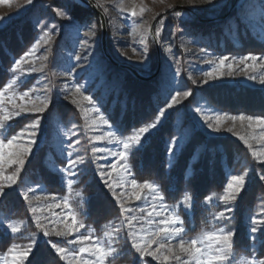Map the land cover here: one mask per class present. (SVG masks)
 Listing matches in <instances>:
<instances>
[{
	"label": "trees",
	"instance_id": "1",
	"mask_svg": "<svg viewBox=\"0 0 264 264\" xmlns=\"http://www.w3.org/2000/svg\"><path fill=\"white\" fill-rule=\"evenodd\" d=\"M46 5L47 8H43ZM46 5L44 2L41 10H29L24 16L11 21L7 27L0 30V88L13 78L9 69L14 61L28 51L39 38L41 23L48 17L56 19L51 9L61 8L67 11L70 22L76 26H83L94 18L99 23L96 16L74 0H54ZM233 5L197 12L202 20L222 17L221 21L201 23L186 11H180L185 18L171 14L164 19L167 26L185 29L186 35L197 46L213 55L264 56V13L261 0H238L236 7L231 10ZM64 43L68 45L67 42ZM108 49L112 57L118 60L109 42ZM53 58L54 54L51 66L60 62L55 60L53 64ZM149 59V74L145 76H153L157 70L158 57L154 42L150 43ZM103 61L104 83L97 93V99L101 102V110L109 122L115 128L123 130L124 135H129L133 127L139 128L150 123L158 115V108L164 107L169 101L164 73L161 71L151 81H141L128 70L112 65L105 58ZM140 72L144 74L143 71ZM190 90L192 95L182 109L184 118L181 130L194 126L188 111L196 106L198 100L219 113L232 116H264V89L224 84L202 88L190 86ZM179 112L177 109L170 113L160 128L148 135L144 147L130 154L129 164L133 177L139 183L149 181L158 185L169 204H177L185 196H190V212L184 213V225L188 229L187 236H194L209 229L210 219L220 210V206L215 203L206 204L205 198L213 196V200L219 202L215 197L223 194L230 177L248 172V184L235 201L231 219L227 223L230 221V227L235 230L233 252L236 257L264 258V244L257 242L253 250L248 239L251 217L259 214L264 216V181L259 180L264 166L254 160L251 151L240 141L233 138L208 137L196 128L176 157L171 160L168 148L170 141L176 140L179 135ZM50 114L59 116L64 125H69L74 119L80 121L76 110L64 103L53 104ZM31 120L27 117L12 122L4 135L11 138V135L19 132ZM60 166L62 162L56 157L54 147L49 143L40 144L35 154L26 161L19 185L30 182L48 194L66 197L69 195L67 179L55 171V167ZM88 166L92 168L93 163ZM93 172L94 169H89L88 173L78 175V180L72 187V195L79 218L86 224L87 229L101 236L107 230L109 221L116 223L120 221L121 216L118 204ZM18 188L19 186L16 190L7 192L0 202V221L29 218L26 202L21 198ZM33 229L34 227L29 225L25 232ZM258 237L264 239V235L258 234ZM22 241V237L8 234L5 227L0 225L1 254L12 243L19 244ZM122 250L123 255L112 260V264H138L130 246H124ZM34 251L36 260L33 264H64L46 241L39 242ZM29 258L31 259V256ZM145 260L149 264H155L151 260Z\"/></svg>",
	"mask_w": 264,
	"mask_h": 264
},
{
	"label": "snow or ice",
	"instance_id": "2",
	"mask_svg": "<svg viewBox=\"0 0 264 264\" xmlns=\"http://www.w3.org/2000/svg\"><path fill=\"white\" fill-rule=\"evenodd\" d=\"M211 2V0H209ZM33 0H25V5H31ZM262 13H264V0H261ZM91 7L102 8L105 14L108 13L109 9L104 6L101 0H96L95 5L89 4ZM171 7V6H169ZM56 15L62 19H70L67 11L61 8L54 9ZM121 12L126 10L121 6ZM144 9L141 8L137 11L135 8L127 11L126 18H139L142 16ZM19 12L17 13V15ZM176 17H180L182 13L180 11H174ZM5 18L0 17V21ZM8 19H11L9 17ZM165 19L161 18L158 21L157 26L154 29V38L157 42L161 37L164 30ZM103 27V25H101ZM142 27L141 24H137L133 20V27L130 35L137 32V30ZM152 26L149 25V30ZM58 33L57 25L52 24L48 26L47 30L44 31L43 36L36 39L32 47L26 51L19 59H16L12 64L9 71L11 72L13 78L9 80L2 88H0V130H4L10 127L9 121L13 120L14 117L21 116L22 113H38L40 115L35 116L34 119L27 125H25L19 132L11 135L8 138L4 135L0 138V198L6 196V188H11L17 183L19 175L25 166L27 158L32 155L34 146L38 144V138L41 134V120L43 119V114L48 110L51 104V96L49 93L51 89L45 87L44 94L40 95L37 93L35 87L28 89L27 91L17 93L15 91V86L17 82L21 79L23 75H30L32 72L37 71L34 67H31L29 61L30 58L35 56L39 51L40 47L43 45L50 44L53 33ZM175 36V33H172ZM96 36L95 25L89 27L88 32L85 33L86 39L81 41V45H86L85 53H77L75 55L76 64L67 70V75L70 81H66L63 85V89L66 94L82 97L83 101H86L88 106H90L91 112L94 114L91 119L93 120V125L89 126V130H94L99 128L100 125L107 126L108 131L103 135H96L89 137V142L92 141H103L107 140L109 144L115 145V150L113 148H100L96 147L95 144L91 147V152L93 154V159H103L105 157H97V153H108V155L115 158V162L109 163L107 165L97 164V171L100 179L103 181L104 185L108 188L112 197L115 199L116 203L119 205L120 220L119 226L109 221L106 227H111V232L105 231L103 237L97 236L93 239L92 232L87 229L86 224L82 220L77 219V213L69 205L67 197L57 198L53 197L51 204L54 207L62 208L65 211V216L60 218V223L64 224L63 230H57L55 227L49 229L42 222L41 217L37 214V208L29 203V210L32 212L33 220L35 221L36 227L39 232L43 233L42 237L48 238L46 243L50 245L56 255L59 257L60 261L64 264H112L117 256L120 255L122 249L117 247L119 244L122 233L125 241H131V248L138 253V264H149L145 260L146 257H151L153 261L159 262V264H232L233 258V244L235 230L227 227H218L211 231H205L202 235L186 238L187 232L184 226V220L181 218L180 214L176 210V206H170L164 203V195L161 192L158 185L153 182L144 181L139 183L134 177L130 181L125 180L121 183L117 178L118 176H132L131 165L129 164V155L133 150H140L144 147L147 142V137L153 129H156L158 125L162 123V118H166L167 111L172 109L175 105L181 103L179 97L187 99L192 95L191 91H180L175 90V94L169 92L170 102H167L164 107L158 108V115L150 122L146 123L139 128L133 127L131 129V134L124 135L123 130L117 128L115 131L112 130V124H110L109 119L101 112V108L97 106V101L93 99L92 95H85V86L80 84L76 79V69L82 68L83 64L81 61H86L92 53L93 49V38ZM141 42L144 44V48L141 53L142 60L148 58V45L147 42L143 40ZM48 51V49H46ZM135 52L136 49L134 48ZM171 54V49L167 50ZM199 52L203 55H207L204 48L199 49ZM47 55L44 56L46 60ZM215 60L207 61L208 63L215 64L213 71H205L203 73L206 79L203 83H207L208 79H216L224 75L232 76L234 72L233 63L238 65H244V68H255L258 66L264 69V56L257 57L256 55H246L241 57H232L231 62L227 63L230 58L228 56H220ZM246 61H251V63H246ZM257 61H260L257 64ZM177 63H179L177 61ZM27 66V68L25 67ZM225 67L228 68V72L222 71ZM56 75V73H53ZM179 69L173 73V79L175 76H179ZM247 75V73H246ZM249 80L259 79V82L264 85V73L257 75H248ZM194 84L197 81H192ZM35 95V99L33 96ZM21 102L26 100L31 103V107L23 106V103H15L16 99ZM39 101L37 103L36 101ZM73 104H78L76 99L72 100ZM11 104L12 107L8 108ZM7 109V110H6ZM81 112L85 114V119H90L87 115L89 108L81 106ZM197 113L203 116V111L200 107L195 109ZM227 117L231 121L235 122L239 120L240 122L247 121L248 127L252 129H259V135L255 134L252 139H257L261 147L259 150L253 149L251 143H249V138L246 136H239V139L247 146L251 151V155L258 164L264 166V116H251V115H238L229 116L228 114L221 115L217 113L214 117L204 116V125L207 129L219 132L221 122ZM100 124L97 125L96 121ZM214 121V122H213ZM75 128L76 126L73 125ZM232 128L229 127L227 131L232 132ZM117 132L121 134L118 135ZM77 133L73 131L72 136ZM70 138V137H69ZM79 139L72 141L66 145L65 151L67 155V166L61 171L65 176L73 177L77 175V171L80 165L85 164V158L80 155H76L73 158L76 150V145L80 144ZM63 146V141H61ZM178 142L175 139L170 141L168 148L169 153H173L175 146ZM13 168L14 170L5 174L6 169ZM116 174V175H113ZM248 172H244L240 175H232L227 182V185L223 191L222 195L215 197L219 201H222L226 206L232 204L240 196L241 192L245 189L247 182ZM259 180L264 181V172L259 174ZM113 181L115 183H113ZM130 182L132 191L130 193H125L124 191L118 193L117 188L125 189V185ZM73 181L68 180V184L71 185ZM29 189L28 191H21L25 201L29 200ZM127 194L130 199L140 201L142 199H148L151 197L152 203L149 205L150 211H146L145 207H126L124 200V195ZM213 196H208L205 198V203H210L213 200ZM35 199L39 200L40 197L36 196ZM59 200V202H57ZM191 197L185 196L181 201L185 207L190 206ZM232 209L230 207H225L224 211L214 213L212 219L214 222H223L230 220V213ZM56 213H51V217H56ZM70 218V222H67ZM19 223H8L5 231H11L13 235L21 231ZM147 225V227H145ZM139 226V227H138ZM81 229H85L84 232ZM258 234L264 235V218L257 219L253 216L250 219V227L248 239L251 242V247L253 250L256 248L257 242L264 244V239H260ZM39 233L33 234V239L27 246L19 245L17 243H12L7 247L3 255H0V261L3 264H33L36 260V255L34 249L38 247L37 238ZM57 237L59 239L53 241L51 237ZM69 237H72L69 239ZM172 241H177L173 244ZM155 245V248H153ZM31 256V259L29 258ZM39 264V262H37ZM249 264H264V258L257 259L255 256L249 261Z\"/></svg>",
	"mask_w": 264,
	"mask_h": 264
},
{
	"label": "rangeland",
	"instance_id": "3",
	"mask_svg": "<svg viewBox=\"0 0 264 264\" xmlns=\"http://www.w3.org/2000/svg\"><path fill=\"white\" fill-rule=\"evenodd\" d=\"M52 1L54 0H33V3L31 5H25V0H0V17L5 18L3 21H0V30L7 27V25L11 21L24 16L29 10L33 8H35V10H38V9L41 10V6L43 7L44 2L46 5ZM74 1L77 2L78 0H74ZM234 1L236 2V0H211V2H209V0H101V2L104 3V6L109 9L108 13L105 14L103 12V9L100 8V10L104 13L106 17V22H107V32H108L107 48H108V42H109L112 46V52L115 54V56H117L118 60H115L113 57L112 58L116 62H118L120 65L132 67L139 72L141 70L144 73L143 75H148L149 66H150V59H149L150 43L154 42V40L150 37L149 25L152 26L153 22L158 16H160L164 12L176 6L188 8L192 12L197 14V12L217 10V9L223 8L225 5H228V4H230L231 6L234 3L235 5ZM90 2L96 4V0H90ZM234 5L232 7L235 8L236 6ZM121 6L126 10L125 12L120 11ZM43 8H47V5ZM133 8H135L137 11L143 8L144 12L142 16L139 18L127 19L126 18L127 11ZM51 11H54V9H51ZM177 11H186V10H177ZM18 12L19 14L17 15ZM188 13L192 17H194L192 13L190 12ZM54 14L56 15L55 11H54ZM171 14H174V12L168 15H171ZM166 16L162 18H165ZM9 17H11V19H8ZM180 18H185V15H181ZM133 20H135L137 24H141L142 27H140L136 33L130 35L129 33H131L132 27H133ZM158 21L155 24V27L157 26ZM52 24L57 25L58 33L54 32L50 44L48 45L42 44V46L40 47L39 51L35 54V56L30 58L29 63L31 67H34L37 71L32 72L30 75H23L21 79L17 82L15 86V91L19 93V92L27 91L28 89L35 87L37 90V93L40 95H43L45 87H48L51 89V92L49 93V95L51 96V104L49 105L48 110H46V112L43 114V119L41 120L42 131L38 138V144L37 146H34L33 153L27 158V160H29L35 154V152L37 151L38 145L43 144V143H49L56 150V157H58V159H60V161L62 162V166L55 167L56 168L55 171H58L63 176H65V174L61 170L67 166V155L65 151L66 145L77 139L81 141L80 144L76 145L77 151L74 153L73 158H75L76 155H80L85 158L86 162L85 164L79 166L76 176H73V177L65 176L67 179V183L69 179L73 181L71 185L67 184L69 195L66 197L68 198L70 207L76 211L77 219L81 220L79 218L78 208H76V203L74 202V197L72 195V187L77 182L78 175H80L81 173H88L89 169L91 171L94 169L93 173L96 175L97 178L100 179L98 171H97V164L107 165L109 163L115 162V158L108 155V153H97L96 154L97 157H105V158L94 160L93 154L91 152V147L93 146V144H95L96 147L113 148V150H115V145L109 144L107 140L89 142V137L96 136V135H103L106 131H108V128L107 126L100 125L99 128H96L94 130H89V126L93 125V120L91 119V117L94 116V114L90 110V106H88L86 101L82 100V97L79 96V94H77L75 97L72 95L66 94V92L63 89V85L66 81H70V78L67 75V70L75 66V64L77 63L75 60V55L77 53H80V54L85 53V49L87 46L81 45V41L86 39L85 33L88 32L89 27H91L92 25H95L96 36L93 38V41H92L93 43L92 53L91 55H89L86 61H81V63L83 64V67L76 69V79L78 80L80 84L85 86L84 94L92 95L93 99L97 101V106L101 108V102L97 99V93L99 92L100 88H102L103 86L102 84L104 83L103 73H104L105 63L103 60L104 58L105 59L107 58L105 57L103 48H102V28H101L100 21L98 23L97 21H95V18H94V19L88 20V22H86L85 25L83 26H76L75 23H71L69 19H62L61 17L57 15H56V19L55 17L54 18L48 17L47 20L41 23V26H40L41 34L39 35V37L43 36L44 31H46L48 26ZM172 33H175V36H173ZM142 36H143V40L146 41L148 45V58L145 60H142L141 58V53L144 48V44L141 42ZM64 42H67L68 45H66ZM157 43L160 49V59L162 62L161 71H163L164 73L163 74L165 77L164 83L167 86L168 94L169 92H171V94H175L174 89L180 90V91H188L190 90V86L202 88V87H211V86H218V85H224V84H227L229 86L241 85V86H246V87L253 88V89H264V85H262L259 82L258 78L256 80H249L247 78L248 75H257L258 77L260 74L264 73V69H261L258 66L255 68V70H253L252 68L245 69L244 65H238L235 62L233 63L234 72L232 76L224 75L216 79H208L207 83H203V81L206 79L203 73L205 71H213L215 67V64L208 63L207 61L215 60L216 63H218V60L216 58L220 56L213 55L209 53L208 51H206L207 52L206 56L201 54L199 52V49L201 48L197 46L186 35L185 29L183 28L178 29V28H175L174 26H167V21H165L164 30L160 37V42H157ZM155 47H156V44H155ZM134 48L136 49L135 52L133 51ZM46 49H48V51H46ZM168 49H171V54L168 53L167 51ZM53 54H54L53 64L55 60H60V62L57 63L56 65L51 66V62H52L51 60H52ZM45 55H47L48 57L46 60L44 59ZM157 57H158V64H159L158 50H157ZM229 58L230 60L225 62L226 65L227 63L231 62L232 57H229ZM177 61L179 63H177ZM246 63L250 64L251 61H246ZM259 63L260 61H257V64ZM25 67L27 68V66ZM177 69H179L180 75L175 76V78L173 79V73H175ZM222 71L227 73L228 68L225 67L224 69H222ZM53 73H56V75H53ZM193 80L197 81V83L194 84L192 82ZM190 97L191 95L187 99H184L183 97H179L178 99H180L181 103L175 105L172 109H169L166 114V118H167V116L173 111L177 109L180 110L178 121H177V129L179 130V135L176 138V141L178 142V144L177 146H175L174 152L170 154L171 160H173L176 157V155L180 151L185 141L189 138V136L193 132L194 128H196L197 130H200L201 132L206 134L208 137L233 138L237 141H240L242 144L244 143L243 141L239 139V136H246L249 138V143L252 144L253 149H256V150L260 149L261 145L258 142V140L252 139V136L254 134L256 136L259 135V129L249 128L247 121H244L243 123L240 122L239 120L233 122L227 117H225V119L221 122L219 132H214V131L207 129V127L204 125L203 117L204 116L214 117L219 112H215L209 109L203 103L199 102V100L196 103V106L194 108H191L188 111L189 114L191 115V118L193 119L194 126L191 125L186 130H181L180 129L181 122L184 118L182 109ZM33 99H35V95L33 96ZM73 99H76L78 101V104H73L72 103ZM36 102L39 103L38 100ZM168 102H170V98ZM15 103H23V106L31 107V103H29L27 100L25 102H21L19 101L18 97ZM63 103L68 104L70 107L76 110V112L78 113L80 117L79 119L80 121H77L76 119H74L72 120V122H70L69 125H64L62 119H60L59 116H57L56 114H53L52 116L50 114V109L53 104H63ZM81 106L85 108H89L87 115L90 119L88 120L85 119V114L81 112L80 110ZM11 107L12 105L9 104L8 108H11ZM197 107H200L202 109L203 116L200 113H197L195 111ZM220 114L223 115L225 113H220ZM37 115H40V114L22 113L21 116L14 117L13 120L8 122V124L10 125L12 124V122L16 120H21L27 117L34 119L35 116ZM229 116H232V115H229ZM166 118H162V123L158 125L156 129H153L151 133L158 130ZM96 124L99 125L100 122L97 120ZM73 125H75L76 127L74 128ZM229 127L233 129L232 132L227 131ZM7 129L8 128L4 130H0V138L4 136ZM116 129L117 128H115L114 126L112 127V130L115 131ZM73 131L77 133L75 136L71 135ZM117 134L120 135L121 133L117 132ZM61 141H63V146L61 144ZM129 158H130V155H129ZM91 162L93 163L92 168L88 166V164ZM5 169H6L5 174H9L14 170V166L13 168H8V166L5 165ZM20 175L17 180V183L13 185L11 188H6L5 191L7 193L9 191L16 190L17 187L19 186L18 189L21 195L22 190L28 191L29 189H31V191H29V200L25 201L28 211H29V218L25 220L24 219H18V220L17 219L16 220L15 219H11V220L2 219L0 221V225L6 228L8 223L22 222V223H19V226L21 229L19 233L13 235L10 230L7 231V233L13 236H16V237H22L23 241L19 243V245L27 246L28 244L31 243L34 233H39V236L37 238V244L41 241H46L48 239V238H39L43 236V233L39 232V230L36 227L35 221L32 218L33 214L29 210V203L32 206L37 208V214L41 217L42 222H44L45 226L48 227L49 229L55 227L57 230H63L64 224L60 223V218L64 217L66 213L64 210H62V208L54 207L51 204V201L54 196L57 198H63L62 196L48 194L47 192L43 191L44 189H41L40 187L35 186L34 184H31L30 182H24L23 185L22 184L19 185ZM113 175H116V174H113ZM132 177H133V174L132 176L123 175V176H118L117 178L120 180L121 183H124L125 180L130 181ZM101 182L104 185L102 180ZM113 183L115 182L113 181ZM247 184H248V177H247L245 188ZM104 187L108 190V188L105 185ZM116 191L118 193L122 191H124L125 193H130L132 191L130 182L125 185V189L122 190L120 188H117ZM109 194L111 195L110 192ZM36 196H39L40 199L39 200L35 199ZM21 198L24 199L22 195H21ZM2 199L3 197L0 198V202L2 201ZM124 200L126 203V207H136V208L145 207L146 211L151 210V208L149 207V205L152 203L151 197H148V199L146 200L142 199L140 201H136L134 199H130L128 195L125 194ZM57 202H59V200ZM164 203L170 206H176V210L180 214L183 220H184V213L190 212L191 205L188 207H185V205L182 204L181 202L177 204H169L165 201V199H164ZM210 203H215L217 204L216 206H220V210H217V212H220V211H224L225 207H230L233 210L235 201L232 204L227 205V206L222 201L217 202L215 200H212ZM53 212L57 214V216L54 218L51 217V213ZM231 212L227 213V215L230 217H231ZM255 217H257V219L264 218V216L260 214L256 215ZM210 220H211V226L209 227V229L204 230L200 234H197L194 236L186 235V238L202 235L205 231H211L218 227H227V228L232 229L230 227V221L227 223V221L214 222L213 219H210ZM67 222H70V218ZM114 224L119 226L120 221ZM29 225H32L34 229L30 232H25ZM145 227H147V225H145ZM185 229H186V232H188V229L186 227ZM88 230L92 232L93 239H95V237H97V234H95L90 229ZM81 231L84 232L85 229H81ZM106 231L111 232V227L109 226ZM100 237H103V235H101ZM71 238L72 237H69V239ZM51 239L54 241L59 238L53 236L51 237ZM172 243L175 244L177 243V241H172ZM116 246L121 249L124 246H130L131 248V241L130 240L125 241V239L123 238V233H122V238L119 244ZM153 248H155V245H153ZM131 250L134 252L137 258L138 253H135V250L132 248ZM123 252L124 251L122 250L120 255L117 256L116 258L121 257L123 255ZM0 255H3V254L0 253ZM146 259L153 261L151 257H146ZM251 259L252 258L236 257L233 252L232 264H249V261ZM153 263L159 264V262L157 261H153ZM0 264H3V261H0Z\"/></svg>",
	"mask_w": 264,
	"mask_h": 264
},
{
	"label": "water",
	"instance_id": "4",
	"mask_svg": "<svg viewBox=\"0 0 264 264\" xmlns=\"http://www.w3.org/2000/svg\"><path fill=\"white\" fill-rule=\"evenodd\" d=\"M77 2L81 6H83L87 10H89L94 16H96L99 19L101 25H103V27H101L102 28V48H103L104 55L109 60V62L112 65H114V66H116L118 68L128 70L129 72H131V74L135 78H137L138 80H141V81H151V80L155 79L158 76V74L160 73V71H161V64H162V62H161V59H160V49H159V46H158L157 41L154 38V27H155V24L157 23V21L160 18H162V17H164V16H166V15H168L170 13H173L174 11H177V10H186V11L192 13L194 15L195 19L198 20L201 23H211V22L221 21L223 19L222 17H219V18H215V19H211V20H202V19H200V17L197 14H195L194 12H192L190 9L185 8V7H180V6L173 7L170 10H168V11L164 12L163 14H161L160 16H158L155 19V21L153 22V24H152V29L150 30V37L154 40V43L156 44V48H157L158 53H159V64H158L157 71H156V73L153 76H145V75H143L142 73H140L139 71H137L136 69H134L132 67L120 65L110 55V53L108 51V48H107L108 32H107L106 17L104 15V13L100 10V8H96V7L89 6V4L95 5L94 3L90 2V0H78ZM237 2H238V0H236L234 6L237 5ZM233 8L234 7H232L231 10Z\"/></svg>",
	"mask_w": 264,
	"mask_h": 264
}]
</instances>
